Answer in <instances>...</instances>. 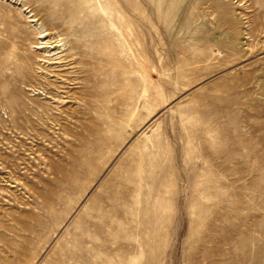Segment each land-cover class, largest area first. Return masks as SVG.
I'll return each instance as SVG.
<instances>
[{
    "label": "rangeland",
    "instance_id": "374dc122",
    "mask_svg": "<svg viewBox=\"0 0 264 264\" xmlns=\"http://www.w3.org/2000/svg\"><path fill=\"white\" fill-rule=\"evenodd\" d=\"M0 264H264V0H0Z\"/></svg>",
    "mask_w": 264,
    "mask_h": 264
},
{
    "label": "bare ground",
    "instance_id": "6f19581e",
    "mask_svg": "<svg viewBox=\"0 0 264 264\" xmlns=\"http://www.w3.org/2000/svg\"><path fill=\"white\" fill-rule=\"evenodd\" d=\"M39 34H41V35L39 36V38H44V37L47 35V34H45V32H42V31H40Z\"/></svg>",
    "mask_w": 264,
    "mask_h": 264
}]
</instances>
